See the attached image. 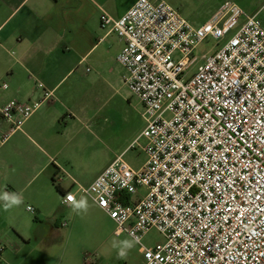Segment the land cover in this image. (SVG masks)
Segmentation results:
<instances>
[{
	"label": "built area",
	"instance_id": "2783aa9c",
	"mask_svg": "<svg viewBox=\"0 0 264 264\" xmlns=\"http://www.w3.org/2000/svg\"><path fill=\"white\" fill-rule=\"evenodd\" d=\"M100 19L124 42L117 61L143 105L146 159L134 169L117 155L79 192L114 221L115 234L139 239L143 264H264L261 21L232 0L200 25L165 0H135L120 17L103 11ZM208 37L224 42L191 57ZM37 86L44 89L37 101L0 103V144L54 97ZM68 193L75 195L64 194L66 205ZM152 228L164 241L146 245ZM3 250L0 243V259Z\"/></svg>",
	"mask_w": 264,
	"mask_h": 264
},
{
	"label": "crops",
	"instance_id": "0c3cea01",
	"mask_svg": "<svg viewBox=\"0 0 264 264\" xmlns=\"http://www.w3.org/2000/svg\"><path fill=\"white\" fill-rule=\"evenodd\" d=\"M134 1L0 0V103L11 98L41 99L44 89L37 86V81L54 95L32 114L22 130L0 144V193H22L27 206L35 209L33 220L25 224L11 214L13 210L5 216L0 202V243L4 245L0 264H84L82 248L76 246L73 230L64 221L71 207L62 202L68 191L75 192L77 199L81 197L78 186L83 184L68 169L75 167L80 152L90 142L89 137L73 129L81 123L82 111H86L80 107L82 93L75 76L87 62L99 68L110 60L117 62L124 42L116 33L102 28L100 17L105 11L118 18ZM220 1L217 7L225 0ZM232 1L246 13L256 14L264 26L260 18L264 0ZM2 82L7 88H2ZM88 107L85 104V109ZM68 115L70 124L65 120ZM90 125L84 124L93 134ZM101 128L108 136V127ZM136 139L118 153H101L94 174L97 176L117 155L132 149ZM58 174L64 178L54 182ZM92 202L91 212L86 215L88 222H92L93 212L110 219ZM109 247L104 253L111 258ZM140 254L137 264L144 261ZM130 257L128 253L124 264H132ZM90 264L97 263L92 260Z\"/></svg>",
	"mask_w": 264,
	"mask_h": 264
},
{
	"label": "rangeland",
	"instance_id": "374dc122",
	"mask_svg": "<svg viewBox=\"0 0 264 264\" xmlns=\"http://www.w3.org/2000/svg\"><path fill=\"white\" fill-rule=\"evenodd\" d=\"M174 7L178 8L182 15L193 25L204 23L217 10V3L220 0H166ZM264 20V10L260 14ZM224 42V39L206 38L192 53L191 57L198 59L204 54L216 51ZM89 67V70L86 68ZM125 68L117 62L110 60L103 68H99L95 63L87 62L77 69L76 81L81 89L80 114L81 123L74 126V131L80 135L89 137V144L80 152L82 154L77 158L75 167L68 169L69 172L83 185H88L96 174V168L100 155L103 152H120L130 142L135 140V147L127 150L123 159L130 164L132 168H139L146 159L143 146L145 138L140 136L145 126L143 117V106L139 98L132 94L129 88L123 82ZM73 79V78H72ZM71 81V80H70ZM85 104L89 107L85 109ZM70 115L66 116V121L71 123ZM91 123L90 130L85 128L84 124ZM101 125L108 127V136L102 131ZM86 145V144H85ZM89 208L86 213L77 215L72 209L64 214V221L68 222V229H72V238L78 248H82L81 262H84L85 256H89L95 263L104 262V264H124V258L117 255V250L112 248L113 241L132 240L129 235L115 234V224L102 214L93 212L92 222H88L86 215L91 212L92 200L86 195ZM27 203L13 208L11 214H14L19 220L28 224L34 218V213L27 209ZM32 206V205H31ZM10 210V211H11ZM8 211V213L10 212ZM7 215V212H4ZM70 236L67 239V244ZM159 241H164V235L156 228L150 229L144 236L143 242L146 245H153ZM107 246L112 257H107L104 248ZM98 247V249H97ZM139 246L129 250L132 264H137L141 258Z\"/></svg>",
	"mask_w": 264,
	"mask_h": 264
},
{
	"label": "clouds",
	"instance_id": "9594fccd",
	"mask_svg": "<svg viewBox=\"0 0 264 264\" xmlns=\"http://www.w3.org/2000/svg\"><path fill=\"white\" fill-rule=\"evenodd\" d=\"M0 202H3V210L5 212L10 211L13 208H17L24 203V197L22 193L19 192H9L4 191L0 193ZM65 202L71 207L72 211L77 214H83L88 211L89 204L85 196H81L79 199L72 193H68L65 198ZM139 239L134 238L133 240H121L113 241L112 248L117 250V255L119 258H126L129 250H131L135 243H138Z\"/></svg>",
	"mask_w": 264,
	"mask_h": 264
},
{
	"label": "trees",
	"instance_id": "16d2710c",
	"mask_svg": "<svg viewBox=\"0 0 264 264\" xmlns=\"http://www.w3.org/2000/svg\"><path fill=\"white\" fill-rule=\"evenodd\" d=\"M54 182H55V179H54Z\"/></svg>",
	"mask_w": 264,
	"mask_h": 264
}]
</instances>
